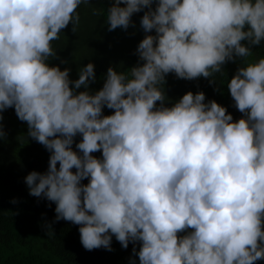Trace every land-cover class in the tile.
<instances>
[{
	"label": "clouds",
	"instance_id": "1",
	"mask_svg": "<svg viewBox=\"0 0 264 264\" xmlns=\"http://www.w3.org/2000/svg\"><path fill=\"white\" fill-rule=\"evenodd\" d=\"M88 3L0 0V142L13 109L50 153L46 172L24 177L28 194L55 204V222L79 226L85 250L114 251L113 237L133 244L129 264L264 260V57L229 79L237 120L202 91L175 102L165 91L169 74L209 80L251 56L264 43V0H111L107 31L134 28L143 12L145 36L130 73L109 66L95 91L92 62L75 80L49 63Z\"/></svg>",
	"mask_w": 264,
	"mask_h": 264
},
{
	"label": "trees",
	"instance_id": "2",
	"mask_svg": "<svg viewBox=\"0 0 264 264\" xmlns=\"http://www.w3.org/2000/svg\"><path fill=\"white\" fill-rule=\"evenodd\" d=\"M110 3L111 0H90L88 4H81L77 9L80 22L75 31L70 24L60 33V39L52 42L59 59L50 58V66L59 65L61 70L70 67L72 80L78 78L82 66L89 62L95 65L97 79L90 85L93 91L102 87L109 66L126 75L130 73V68L138 61L135 50L145 36L140 26L143 12L133 15L134 28L107 31V8ZM262 57L264 43L253 48L251 56L225 64L221 73L209 77L212 84L205 78L188 81L169 74L165 84L166 96L169 102H175L188 91H202L206 96L205 102L215 100L237 120L241 118V113L234 107L227 84L238 67ZM60 60L68 63L61 64ZM104 114H112V110L105 109ZM3 116L7 136L0 142V264H129L133 244L130 243L128 249H122L113 237L111 247L114 251L103 248L85 250L80 243L79 226L63 220L55 222V204L28 194L24 177L31 171L46 172L50 153L27 138L26 124L17 119L13 109L5 111ZM80 139L79 135L75 137L77 143ZM93 155L100 158L101 153ZM82 183L86 184L87 180ZM13 199L15 204L10 203ZM48 225H51L50 229ZM135 246L138 251L139 244ZM133 259L138 264V259ZM257 264H264V260Z\"/></svg>",
	"mask_w": 264,
	"mask_h": 264
}]
</instances>
